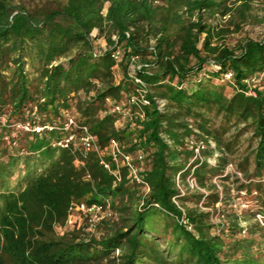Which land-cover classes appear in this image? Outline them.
Listing matches in <instances>:
<instances>
[{
  "label": "trees",
  "instance_id": "16d2710c",
  "mask_svg": "<svg viewBox=\"0 0 264 264\" xmlns=\"http://www.w3.org/2000/svg\"><path fill=\"white\" fill-rule=\"evenodd\" d=\"M237 1L0 0V264H264V35L229 47L214 43L229 29L207 21L229 15L240 30L252 0ZM137 78L151 103L130 108L144 117L133 127L123 111L102 114L142 87ZM72 110L101 148L116 138L143 152L136 161L151 187L143 203L125 168L116 183L96 152L54 144L64 130L17 127L64 121ZM193 136L205 145L197 157ZM230 163L242 177L235 172L237 186L221 191L213 178L229 182ZM180 172L210 190L182 194ZM233 190L255 209L224 208ZM202 199L211 209L187 203ZM108 200L119 226L88 238L57 231L72 203ZM216 213L225 221L215 223Z\"/></svg>",
  "mask_w": 264,
  "mask_h": 264
},
{
  "label": "built area",
  "instance_id": "2783aa9c",
  "mask_svg": "<svg viewBox=\"0 0 264 264\" xmlns=\"http://www.w3.org/2000/svg\"><path fill=\"white\" fill-rule=\"evenodd\" d=\"M95 31L94 30V34ZM120 55L119 51H116L113 53V57L118 58ZM133 59L136 60L134 57ZM134 66H132L133 68ZM141 65L138 66L140 68ZM225 77L227 79H230L232 77V72H227L225 74ZM262 78H264V73L262 74ZM137 83H139L142 87H140L136 93H132L128 96H125L122 101L119 103H115L114 105L110 104L111 100L108 98L107 102L109 107L107 110L102 111V114L106 113L107 111L110 112H122L123 111V118L126 116L134 117L132 126H135V121L138 118H143L144 113L141 110H137L135 113H131V106L135 105H149L151 103L150 99L147 96V89L144 86L143 81L140 78L136 79ZM157 107L160 110H164L166 106V100L162 98H157ZM127 109L125 110V108ZM4 120V118H3ZM121 121H117V125ZM17 127L25 129L27 131L35 130L36 132L43 131L44 128H47L49 130H52L54 128H59L61 130H64L66 132V135L56 141L54 144L61 146V147H69L72 144H78L81 147V150L83 151V154L86 155L89 152H96L99 156L100 163L115 177V182H121L123 180L122 175V169L125 168L127 170V178L130 180V182L135 183L139 189L141 190V199L143 203V199L148 195V193L151 190L150 184L145 180V178L141 174V166L139 163H137L135 157L133 154L125 151L119 140L116 138H112L108 145L104 148H101V146L98 143L97 136L91 132L89 125L82 122L77 118V116L68 114L64 121L58 120V122H53L46 124L44 126L36 125L35 127L31 124L29 120H25L23 122H20L17 124ZM196 132H198V129H195ZM212 142V141H211ZM189 143L194 145L195 149V157L200 156L201 149L205 147L203 142H200L196 140V138L193 136L189 139ZM212 145L215 144L212 142ZM143 154V152L141 151ZM219 155V152H216L214 154V157L212 159V162L214 163L216 161V157ZM77 164L82 163L81 160H76ZM234 171L237 174H240L238 172L233 163H230L227 166L226 173ZM176 186L178 190L184 194L186 192H206V189L202 187L197 178L191 173L188 174L186 177H183L181 172L176 175ZM219 186V185H218ZM241 193H245L242 191ZM175 204L184 211V206L182 202L177 198H173ZM199 207H201L204 210H208L209 208L204 206V199L201 200L199 203ZM79 212L83 213L85 215H90V223H89V230L94 232L96 224L100 222L102 218H104L106 215H112V207L111 202L108 200L106 204H93L88 205L85 202H74L70 206V215ZM259 220L264 225V220L262 215L258 214ZM69 220V219H68ZM182 222H186L184 218H181ZM58 229H65L64 227H57Z\"/></svg>",
  "mask_w": 264,
  "mask_h": 264
},
{
  "label": "rangeland",
  "instance_id": "374dc122",
  "mask_svg": "<svg viewBox=\"0 0 264 264\" xmlns=\"http://www.w3.org/2000/svg\"><path fill=\"white\" fill-rule=\"evenodd\" d=\"M28 5H32L36 2H47V3H54L58 0H25ZM238 3L241 2V0L237 1ZM264 0H252L251 1V10H250V17L248 18L247 22H245L240 30H235L234 26L229 24V15L222 16L219 13L216 14H207V21L208 23L214 25L217 28H224L229 29L227 30L222 38L214 40V43H224L225 45L229 47H235L237 46L241 41L245 40L248 37H254L258 38L264 35ZM97 34L98 32L95 31ZM205 37V33L201 35V39L199 42V46H202V41ZM96 45H102L105 43V40L103 38H98L95 41ZM72 115L76 116V113L74 110L69 112ZM135 159L137 161H143V154L141 151H137L133 153ZM234 167L236 169V166L234 164ZM237 170V169H236ZM230 173H235L234 171H230ZM238 177H242V175L237 174ZM236 179L235 174L232 175L230 181H223L218 176L213 178V182L217 183L219 185V189L222 191L225 185H229L230 187L237 186L238 183L233 184L232 180ZM206 191H209L210 188H205ZM233 195L235 196L234 200L231 202L227 200L226 205L223 207L226 209L234 208V209H241V208H253L255 209V203L252 199L245 198V194L241 193V196H237V191H232ZM201 202V201H200ZM199 202V203H200ZM191 206H199V203H195L193 201L187 202ZM217 207H221L222 205L220 203H217ZM211 209V208H209ZM112 215H106L104 218L100 220V222L104 221V223L97 225L95 227L94 232L89 230V221H90V215H85L83 213L75 212L71 214L69 217V220L67 222V226L65 229H58L57 231L61 234L67 233V232H73L79 234L81 238H88L91 234L95 236H99L101 233H105L109 230L110 227H116L121 224L120 215L115 214L114 210L112 209ZM257 219H259V216H257ZM107 220V221H106ZM213 220L215 223H221L225 221V217L219 216L217 213L214 215ZM241 225L243 227L247 226L248 223L245 221L241 222ZM256 241H260V234L257 233L255 235ZM257 245V244H256Z\"/></svg>",
  "mask_w": 264,
  "mask_h": 264
}]
</instances>
